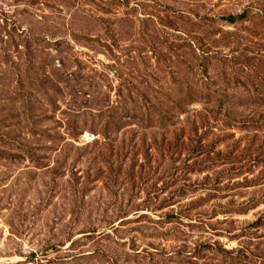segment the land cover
Wrapping results in <instances>:
<instances>
[{
  "label": "rangeland",
  "instance_id": "rangeland-1",
  "mask_svg": "<svg viewBox=\"0 0 264 264\" xmlns=\"http://www.w3.org/2000/svg\"><path fill=\"white\" fill-rule=\"evenodd\" d=\"M0 264H264V0H0Z\"/></svg>",
  "mask_w": 264,
  "mask_h": 264
},
{
  "label": "built area",
  "instance_id": "built-area-1",
  "mask_svg": "<svg viewBox=\"0 0 264 264\" xmlns=\"http://www.w3.org/2000/svg\"><path fill=\"white\" fill-rule=\"evenodd\" d=\"M98 138L97 135L93 134V133H89V132H85L84 134L81 135V140L83 142H91L94 141Z\"/></svg>",
  "mask_w": 264,
  "mask_h": 264
},
{
  "label": "trees",
  "instance_id": "trees-1",
  "mask_svg": "<svg viewBox=\"0 0 264 264\" xmlns=\"http://www.w3.org/2000/svg\"><path fill=\"white\" fill-rule=\"evenodd\" d=\"M236 18H237L236 16H230V17H229V19H230V21H231L232 23L236 20ZM93 134H94V133H93Z\"/></svg>",
  "mask_w": 264,
  "mask_h": 264
}]
</instances>
